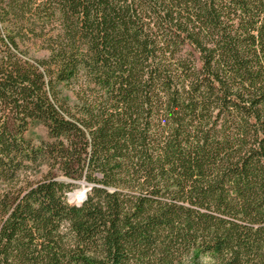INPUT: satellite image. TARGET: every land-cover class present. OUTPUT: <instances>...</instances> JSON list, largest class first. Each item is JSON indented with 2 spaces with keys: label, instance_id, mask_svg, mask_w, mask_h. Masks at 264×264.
<instances>
[{
  "label": "trees",
  "instance_id": "obj_1",
  "mask_svg": "<svg viewBox=\"0 0 264 264\" xmlns=\"http://www.w3.org/2000/svg\"><path fill=\"white\" fill-rule=\"evenodd\" d=\"M203 258L264 264V0H0V264Z\"/></svg>",
  "mask_w": 264,
  "mask_h": 264
},
{
  "label": "rangeland",
  "instance_id": "obj_2",
  "mask_svg": "<svg viewBox=\"0 0 264 264\" xmlns=\"http://www.w3.org/2000/svg\"><path fill=\"white\" fill-rule=\"evenodd\" d=\"M48 28H55L53 23H50L47 25ZM28 137L32 138L34 142L38 143L41 139H47V131L42 125H35L32 127L30 132L27 134ZM48 168L44 166L42 168V172H46ZM79 187L76 188L74 191L70 192L67 196V201L69 204L72 205H79L78 203L81 201L84 191L89 190L90 186L87 185L84 181H79L77 182ZM203 264H214L212 261H210L208 258H203L202 259Z\"/></svg>",
  "mask_w": 264,
  "mask_h": 264
},
{
  "label": "water",
  "instance_id": "obj_3",
  "mask_svg": "<svg viewBox=\"0 0 264 264\" xmlns=\"http://www.w3.org/2000/svg\"><path fill=\"white\" fill-rule=\"evenodd\" d=\"M89 190H85L84 192H85V194H84V198H83V200H82V202L79 204V205H81L85 200H86V198H87V192H88Z\"/></svg>",
  "mask_w": 264,
  "mask_h": 264
},
{
  "label": "bare ground",
  "instance_id": "obj_4",
  "mask_svg": "<svg viewBox=\"0 0 264 264\" xmlns=\"http://www.w3.org/2000/svg\"><path fill=\"white\" fill-rule=\"evenodd\" d=\"M84 194H85V192H84ZM84 194H83V197H82L81 201H80L78 204H80V203L82 202V200H83V198H84Z\"/></svg>",
  "mask_w": 264,
  "mask_h": 264
}]
</instances>
